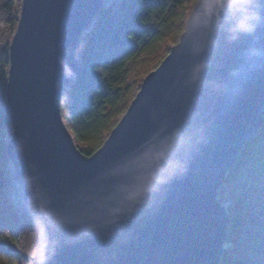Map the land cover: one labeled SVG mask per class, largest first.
Instances as JSON below:
<instances>
[{
    "label": "water",
    "instance_id": "95a60500",
    "mask_svg": "<svg viewBox=\"0 0 264 264\" xmlns=\"http://www.w3.org/2000/svg\"><path fill=\"white\" fill-rule=\"evenodd\" d=\"M102 3L22 0L9 43L7 154L43 228L41 264H218L229 215L217 191L262 124L264 23L232 40L217 0H198L178 42L86 155L61 100Z\"/></svg>",
    "mask_w": 264,
    "mask_h": 264
},
{
    "label": "trees",
    "instance_id": "16d2710c",
    "mask_svg": "<svg viewBox=\"0 0 264 264\" xmlns=\"http://www.w3.org/2000/svg\"><path fill=\"white\" fill-rule=\"evenodd\" d=\"M195 1L111 0L102 3L96 16L83 29L77 43L76 69L61 100V113L84 154L91 155L102 145L127 108L129 99L139 89H134L139 82V72L143 77L160 63H153L152 47L161 42L160 48L166 49L168 42L177 41ZM21 3L22 0H0V24L10 35L16 29ZM143 54H148L146 59H141ZM8 68L9 41L0 44V244L5 248L4 252L0 251V258L7 262L0 264H16L17 256L29 260L23 250L19 255L14 243L41 226L24 201L23 191L14 177V165L7 154L13 131L4 109ZM262 117L260 128L244 143L218 193L225 182L243 177L244 172L249 174L253 185L259 181V174L263 177L264 111ZM260 179L263 181L259 186H264V177ZM255 197L259 199L260 195L255 193ZM257 204L242 205L238 198H233L232 203L226 205L229 222L218 264H264V210ZM229 245L242 254L228 250Z\"/></svg>",
    "mask_w": 264,
    "mask_h": 264
},
{
    "label": "rangeland",
    "instance_id": "374dc122",
    "mask_svg": "<svg viewBox=\"0 0 264 264\" xmlns=\"http://www.w3.org/2000/svg\"><path fill=\"white\" fill-rule=\"evenodd\" d=\"M111 0H103V2L105 3V4H107V3H109ZM198 0H196L195 1V3L193 4V6L196 4V2H197ZM193 6L191 7V9H190V11H189V14H190V12H191V10H192V8H193ZM189 14H188V16H189ZM188 16H187V18H188ZM187 18H186V20H187ZM185 25H186V22H185ZM17 26V25H16ZM14 33V32H13ZM13 33H12V35H10V33H9V31H8V29H6V28H3L2 26H1V24H0V44H5V43H7L8 41H9V43H10V41H11V38H12V36H13ZM182 33V32H181ZM181 35V34H180ZM179 38H180V36L178 37V39H177V41L175 42V43H177L178 42V40H179ZM175 43H171V42H168L166 45H165V48L166 49H161L160 47V45H161V42H159V43H157V44H155V46H153L152 48H153V50L150 52V53H152L151 55H155L154 56V58H153V63H156V62H159L160 61V63H161V61L165 58V56L169 53V51H170V49H171V47L175 44ZM169 49V51H167ZM165 54V56L162 58V56ZM146 55H148V54H143V55H141V59H146L147 57H145ZM159 63V64H160ZM158 64V65H159ZM157 65V66H158ZM155 69V68H154ZM150 72V70L146 73V74H144L143 75V77H141V71L139 72V74L137 75L138 76V79H139V82H137V84H135V90L136 89H138V87L140 88V86H141V83H142V81H143V79H144V77L148 74ZM141 77V78H140ZM6 80H7V77H6ZM7 82V81H6ZM139 90V89H138ZM138 90H137V92H138ZM137 92H135V95H136V93ZM135 95L132 97V98H130L129 100H130V102H129V104H128V106L130 105V103H131V101L133 100V98L135 97ZM128 106H127V108H128ZM126 108V109H127ZM126 109H125V111H126ZM124 111V112H125ZM124 114V113H123ZM122 114V115H123ZM122 115H120L119 117H118V121H119V119L122 117ZM261 117H262V114H261ZM262 119H263V117H262ZM117 121V122H118ZM116 125V124H115ZM114 125V126H115ZM113 126V127H114ZM112 127V128H113ZM111 128V129H112ZM111 131V130H110ZM110 133V132H109ZM109 133H108V135H109ZM107 135V136H108ZM73 136V135H72ZM107 136L105 137V139L107 138ZM104 139V140H105ZM75 141V140H74ZM104 142V141H103ZM100 147V146H99ZM98 147V148H99ZM97 148V149H98ZM250 148H248V152L250 151L249 150ZM242 150V149H241ZM252 151V153H255V150L254 149H252L251 150ZM241 152V151H240ZM248 173L247 172H244V175H243V177H241V178H239V179H237V180H234V181H231V182H225L224 184H223V186H222V188H221V190H220V192L218 193V191H217V199L221 202V204L224 206V208H225V210L227 211V209H226V205L227 204H230V203H232V200H233V198H238L239 200H240V202H241V204L243 205V204H246V205H249V204H251V203H258L257 204V206H259L260 205V207H262V209L264 210V193L262 192V189H263V191H264V186L262 185V186H259V182L260 181H263L262 179H260V178H263L264 177V175H263V177H262V175H258V177H257V179H259V181L257 180L256 181V183L253 185L252 183H250V177H248ZM220 188V187H219ZM255 193H258L259 195H260V198L259 199H257L256 197H255ZM251 202V203H250ZM228 213V212H227ZM229 215V214H228ZM245 223H248L247 222V220L245 219ZM42 238H43V228H42V225L39 227V228H37L36 230H34V231H32V233L31 234H29L28 236H21V237H19V239H17V243H14V246H15V248H17V249H19V255H21L22 253H21V250H23L25 253H27V255H28V257H29V260H23V259H21V258H18V256H17V258H16V260L14 261L16 264H41V261H42V259H43V251H42ZM225 243V242H224ZM229 248H228V250L230 249V251L232 252H237V254L238 253H240L239 252V249L238 250H236L235 248H234V246H232V245H229L228 246ZM4 247L0 244V251H2V252H4ZM8 255H11V251L10 250H7V252H6ZM10 253V254H9ZM6 254V255H7ZM240 254H242V253H240ZM41 255V257H39V256ZM222 257V256H221ZM38 258H39V261H38ZM221 259V258H220ZM0 262H2V263H7L6 261H3V259L2 258H0ZM8 264H10V263H8Z\"/></svg>",
    "mask_w": 264,
    "mask_h": 264
},
{
    "label": "clouds",
    "instance_id": "9594fccd",
    "mask_svg": "<svg viewBox=\"0 0 264 264\" xmlns=\"http://www.w3.org/2000/svg\"><path fill=\"white\" fill-rule=\"evenodd\" d=\"M216 7L227 17L232 40L256 33L264 23V0H217Z\"/></svg>",
    "mask_w": 264,
    "mask_h": 264
},
{
    "label": "snow or ice",
    "instance_id": "6c2138e0",
    "mask_svg": "<svg viewBox=\"0 0 264 264\" xmlns=\"http://www.w3.org/2000/svg\"><path fill=\"white\" fill-rule=\"evenodd\" d=\"M167 179L168 177L164 176V177H161L160 180L158 181V184H164L167 182Z\"/></svg>",
    "mask_w": 264,
    "mask_h": 264
}]
</instances>
